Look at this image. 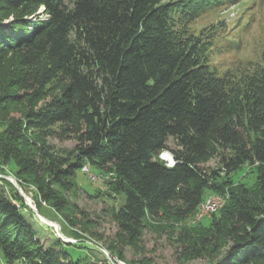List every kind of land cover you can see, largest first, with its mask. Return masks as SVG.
<instances>
[{"label": "trees", "instance_id": "trees-1", "mask_svg": "<svg viewBox=\"0 0 264 264\" xmlns=\"http://www.w3.org/2000/svg\"><path fill=\"white\" fill-rule=\"evenodd\" d=\"M235 1L0 0V81L8 58L20 71L0 82V165L40 215L43 204L78 212L74 177L87 165L122 196L113 220L125 243L157 222H197L206 196L222 195L205 226L179 236L181 257L221 250L214 264H264V59L219 73L211 32L190 28ZM244 164L251 189L232 186ZM23 210L34 214L0 176L4 264H84L58 237L42 245Z\"/></svg>", "mask_w": 264, "mask_h": 264}, {"label": "rangeland", "instance_id": "rangeland-1", "mask_svg": "<svg viewBox=\"0 0 264 264\" xmlns=\"http://www.w3.org/2000/svg\"><path fill=\"white\" fill-rule=\"evenodd\" d=\"M190 28L196 33L201 29H209L211 32L208 61L219 73L227 69L231 71L242 69L248 62L261 63L264 59V0H236L226 7L209 10L191 22ZM15 64L16 58H8L5 62V76L1 83L20 73ZM9 114L18 113L10 110ZM3 125L4 122L0 120V131ZM51 143L58 148L73 147L71 140L53 139ZM215 165V159L205 164L207 167ZM88 168L95 178L90 177L83 167L74 177V181L85 190L80 191L72 199L78 207V212L73 206H69L64 212L68 219H64L47 205H42L43 210L48 212H46L48 219L41 216L52 225L54 222L58 224L60 232L68 239L66 243L69 245L66 248L73 258H81L84 264H214L217 260L221 250L211 253L208 249L199 256L183 258L179 246V236L198 225L205 226L209 213L203 215L205 218L201 222L196 216L194 221L197 222L190 220L157 222L153 224V228L143 231L136 244L125 243L117 234L113 220V214L123 202L122 196L112 191L107 183L112 180L109 176L100 174L95 168ZM253 169V166L244 164L235 171L232 174V186L241 182L245 187L253 188L255 181ZM0 170L4 172L2 176H10L17 182L7 165H0ZM22 193L34 205L30 193L25 194L23 191ZM223 200L225 201L224 198ZM23 213L42 245L45 247L53 245L54 238L58 237L54 229L39 220L35 214L31 216L24 210ZM197 215L200 216L198 212ZM203 216L201 214L200 217ZM0 264H4L1 254Z\"/></svg>", "mask_w": 264, "mask_h": 264}, {"label": "bare ground", "instance_id": "bare-ground-1", "mask_svg": "<svg viewBox=\"0 0 264 264\" xmlns=\"http://www.w3.org/2000/svg\"><path fill=\"white\" fill-rule=\"evenodd\" d=\"M160 158H162L166 162L167 165H171L173 163V159L168 152H162L160 154ZM84 170L89 171V168L84 166ZM90 177L95 178V176H90ZM223 198L224 197H222V195H210L208 197L206 196V198L200 203L197 212L199 213L200 216H201V214L203 216L207 213L210 214V212L213 213V211L220 208V206L224 203ZM211 204H212V206H211ZM206 209H207V211H206ZM200 216H198L196 213V217L202 218Z\"/></svg>", "mask_w": 264, "mask_h": 264}, {"label": "water", "instance_id": "water-1", "mask_svg": "<svg viewBox=\"0 0 264 264\" xmlns=\"http://www.w3.org/2000/svg\"><path fill=\"white\" fill-rule=\"evenodd\" d=\"M1 177L7 179L10 183H12V185L17 189V191L19 192V194L22 196L24 203L28 206V208L38 217V218H42L44 219L36 210L35 206L31 204V200L25 196L22 193L21 188L19 187L18 183L15 181L14 178L10 177V176H2ZM53 229L55 231V233L57 234V236L64 242H68V239L60 232L59 226L57 223H53Z\"/></svg>", "mask_w": 264, "mask_h": 264}, {"label": "built area", "instance_id": "built-area-1", "mask_svg": "<svg viewBox=\"0 0 264 264\" xmlns=\"http://www.w3.org/2000/svg\"><path fill=\"white\" fill-rule=\"evenodd\" d=\"M83 170H84V168H83ZM84 171H85V170H84ZM86 172L89 173L90 176H94L93 174H91L90 171H86ZM211 206H212V204H211ZM206 211H207V209H206Z\"/></svg>", "mask_w": 264, "mask_h": 264}]
</instances>
